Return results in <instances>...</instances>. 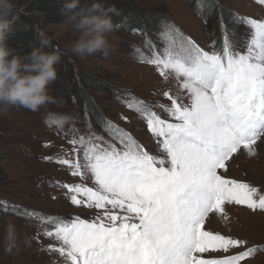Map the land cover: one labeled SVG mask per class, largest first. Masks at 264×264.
<instances>
[{"label": "snow or ice", "instance_id": "6c2138e0", "mask_svg": "<svg viewBox=\"0 0 264 264\" xmlns=\"http://www.w3.org/2000/svg\"><path fill=\"white\" fill-rule=\"evenodd\" d=\"M237 20L250 29L246 50L221 18L222 43L214 35L206 50L169 27L163 55L148 61L165 79L174 76L182 91L163 93L170 106L143 100L127 105L146 121L163 155L150 154L120 129V147L92 131L69 140L76 158L58 163L94 186L63 187L73 205L100 212L93 219L38 217L53 224L43 234L57 242L48 248L64 264H242L256 251L228 254L248 242L206 230L211 215L228 220L227 205L264 211V194L224 174L241 150L255 156L258 142L264 144V20Z\"/></svg>", "mask_w": 264, "mask_h": 264}, {"label": "rangeland", "instance_id": "374dc122", "mask_svg": "<svg viewBox=\"0 0 264 264\" xmlns=\"http://www.w3.org/2000/svg\"><path fill=\"white\" fill-rule=\"evenodd\" d=\"M42 1L44 0H30L24 9L25 14L20 16L27 17L30 25H38L44 29L52 43L58 45L62 52V61L57 65L58 78L49 86L50 94L56 98V102L47 103L36 112L12 107L7 112L0 113V202L7 199L9 202L5 204L27 206L37 210L38 214H49L53 220H70L75 216L93 219L100 210L73 205L67 189L63 187L66 183L84 182L88 186H94L91 180L82 181L80 177H74L67 165L58 163L63 158H76L74 146L69 140L79 139L81 135L87 137L88 132L92 131L107 144L120 147L117 132L120 129L131 135L150 154L163 155L155 138L148 131L146 121L135 109L127 106L131 102L124 101L118 91L127 94L132 102L143 100L150 105L170 106L171 102L163 93L168 91L173 96L182 95L179 82L174 76H169L168 79L160 76L157 66L148 63L155 55H163L168 46L166 33L169 27L178 28L206 50H210L212 39L207 36L205 23L194 14L190 3L184 0H112L120 8L126 9L129 6L138 11L137 17L142 16L148 20L147 16L151 15L149 19L153 16L164 19L166 32L162 30L161 35H152L147 39L146 36L113 28L109 35L113 50L107 57L96 53L81 58L70 51L78 33L71 27L64 29L61 23L64 17L56 19L43 13L40 5ZM218 1L239 13L240 18L264 20V5L257 0ZM233 30L238 41L237 47L246 50L250 38L249 27L238 22ZM44 49L52 50V47L49 45ZM65 64L72 65V70L84 74L98 87V90H93L84 85L82 89L92 95L110 121L109 130L114 131L111 136L108 130L95 129L98 127L92 123L91 118L78 111L75 104L65 97L63 86L67 71H71ZM155 110L162 118H169L161 109ZM51 122L54 124H50ZM76 147L79 148L78 145ZM79 155L82 159V150ZM224 174L228 178L249 183L264 194V144L258 142L255 156H249L241 150L228 162ZM226 212L228 220L211 215L206 221V230L248 242L244 247L231 249L228 254L234 255L247 247L264 246V211H253L244 205L231 204L226 206ZM24 215V210H13L0 216V264H64V259L48 248L49 244L57 242L43 234L53 224ZM8 222L15 224L17 247L10 254H5L2 241ZM25 238L30 241L28 245L25 244ZM203 255L210 258L224 253ZM242 264H264V251L254 253Z\"/></svg>", "mask_w": 264, "mask_h": 264}, {"label": "clouds", "instance_id": "9594fccd", "mask_svg": "<svg viewBox=\"0 0 264 264\" xmlns=\"http://www.w3.org/2000/svg\"><path fill=\"white\" fill-rule=\"evenodd\" d=\"M29 2L0 0V113L12 107L36 112L45 104L56 102L49 86L58 78L57 65L62 52L38 25L17 23ZM63 10L67 15L61 22L62 26L65 30L71 27L78 33L70 51L81 58L96 53L107 57L113 50L109 39L113 31L112 18L119 14V9L114 4L105 7L100 0L84 6H80L79 0H65ZM28 29H35L40 46H33L30 52L21 54L9 45L8 40L16 31ZM49 45L52 51H44V47ZM2 243L5 254H10L17 247L14 223H7ZM29 243L25 238V244Z\"/></svg>", "mask_w": 264, "mask_h": 264}, {"label": "trees", "instance_id": "16d2710c", "mask_svg": "<svg viewBox=\"0 0 264 264\" xmlns=\"http://www.w3.org/2000/svg\"><path fill=\"white\" fill-rule=\"evenodd\" d=\"M94 0H79L80 6H84L86 4L90 5L93 3ZM187 3H190L192 7V11L194 14L205 23L207 36L210 39H213L215 35L218 38V44L222 43V35L220 33V19L222 18L227 26L231 29L235 28V25L238 23L237 17H239V13L225 7L221 2L218 0H184ZM65 1H55V0H44L40 2L41 10L43 13H46L50 17H54L56 19L62 17H66V12L63 10ZM104 4L105 7L110 5H117L112 0H100ZM119 14L114 15L112 18L113 28L124 31L135 33L137 35L146 36L149 39V36H159L162 34V30L166 32V24L164 19L158 18L157 16H153L152 19H149L151 15H148V20L142 16L137 17L138 11L132 10L129 6L126 9L120 8ZM79 10V9H77ZM198 10L201 14H198ZM136 16H135V15ZM132 15V16H130ZM207 21V22H205ZM20 22H27L29 25V19L24 16H20L17 23ZM34 29L28 30H20L16 31L8 40L10 46L16 49V51L20 52L21 54L30 52L33 46L39 47V40L37 38L36 31ZM151 32V34H150ZM45 48V47H44ZM46 52H51L52 50L43 49ZM62 61V60H60ZM67 68L69 67L71 71H67L66 80L63 86L64 95L65 97L69 98L68 101L75 104L78 111L84 113L87 117L91 118L93 124H95L98 128L97 130H108V134L111 136L114 131H110V121L105 116V113L100 110L99 106L95 103L92 95H89L87 91L83 90V86H90L93 90L98 88L95 84L91 82V79H87L84 74L76 72L72 70V65L65 64ZM100 83V82H99ZM98 90V89H96ZM112 90V89H111ZM119 96L124 97V101L132 102L130 98H128L127 94H124L118 91ZM50 124H54L51 122ZM65 130V129H61ZM66 157V155H64ZM1 200V198H0ZM9 202L7 199L0 202V216H5L8 212L11 211H20L24 210L26 212L25 217L28 216L27 212H35L37 216H33L34 220L45 222L38 217H45L48 218L49 214L46 213H39L35 209H31L27 206L19 207ZM24 216H22L24 218ZM20 220V215L17 216ZM32 218V217H31ZM264 251V246L256 247L257 252Z\"/></svg>", "mask_w": 264, "mask_h": 264}]
</instances>
